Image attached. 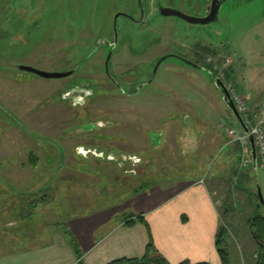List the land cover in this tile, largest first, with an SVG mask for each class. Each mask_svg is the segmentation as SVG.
Returning <instances> with one entry per match:
<instances>
[{
    "label": "rangeland",
    "instance_id": "1",
    "mask_svg": "<svg viewBox=\"0 0 264 264\" xmlns=\"http://www.w3.org/2000/svg\"><path fill=\"white\" fill-rule=\"evenodd\" d=\"M210 1L143 0L144 23L119 18L111 71L127 75L139 68L135 75L140 77L156 67L158 57L172 55L161 63L152 84L124 98L111 93L114 87L103 68L109 47L104 46L114 39L119 12L139 16L138 0H0V246L22 241L33 226H45L46 232L69 219L116 207L139 189L217 176L224 181L218 208L232 264L254 262L258 245L249 219L264 214L258 190L264 198V167H241L243 147L229 132H244L215 80H224L246 100L252 109L249 118L256 122L264 104V0H220L217 21L206 25L159 12L168 8L204 19ZM32 22L39 27L29 36L26 28ZM96 46L101 49L96 56L82 61ZM178 57L209 64L208 72ZM76 60L78 73L63 79L14 68L69 72ZM95 83L107 93L87 103L84 99L85 109L76 106V99L64 98L72 88L91 93ZM139 84L129 82L124 90L130 93ZM213 129L218 134L207 137ZM226 137L237 164L231 176L230 168L220 166L229 155ZM77 146L95 149L104 158L89 156L82 148L78 153L85 158L76 156ZM128 154L140 164L117 163ZM109 155L116 162L107 161ZM65 156L68 165L48 163ZM21 163L32 166L19 169Z\"/></svg>",
    "mask_w": 264,
    "mask_h": 264
},
{
    "label": "crops",
    "instance_id": "2",
    "mask_svg": "<svg viewBox=\"0 0 264 264\" xmlns=\"http://www.w3.org/2000/svg\"><path fill=\"white\" fill-rule=\"evenodd\" d=\"M217 134L213 129L206 136ZM225 140L229 155L220 166L230 168L231 176L237 164L229 137ZM26 166L18 165L19 169L32 165ZM220 185L224 181L217 176L209 181L182 178L132 193L116 207L69 219L46 232L45 226H33L23 242L17 238L15 244L0 246V264H111L141 259L150 235L169 264H221L216 249L218 231L224 226L218 208L223 198Z\"/></svg>",
    "mask_w": 264,
    "mask_h": 264
},
{
    "label": "flooded vegetation",
    "instance_id": "3",
    "mask_svg": "<svg viewBox=\"0 0 264 264\" xmlns=\"http://www.w3.org/2000/svg\"><path fill=\"white\" fill-rule=\"evenodd\" d=\"M222 1V0H221ZM138 10H139V16H136V15H132V14H126V13H118V14H123L122 16H120V17H126V18H128V19H130V20H132L133 22H135V23H144V21H145V15H146V11H145V8H144V6H143V0H141V4L139 3V0H138ZM212 4V0L210 1V3H209V5H211ZM209 5H208V13L210 12V7H209ZM161 9H164V8H161ZM161 9H160V14H161ZM162 15V14H161ZM119 17V18H120ZM206 18V17H205ZM196 19V18H195ZM119 20V19H118ZM114 22H115V19H114ZM113 22V23H114ZM210 24V23H209ZM202 25V24H201ZM204 25H206V24H204ZM113 31H114V33H113V37H114V39L113 40H109V39H107L106 40V43H105V49L107 48V47H109V51H108V56H107V59H105V64H104V66H103V68L105 69V72H104V74H105V76H106V78H107V81H108V84H110L111 86H113L114 87V90L111 92V93H116V92H118L122 97H124V98H133L134 97V95H136V94H138L139 92H141L142 91V89L144 88V86H145V84H152L154 81H155V79H156V76H155V74H156V72H157V70H158V68H159V66L161 65V63L167 58V57H169V56H172V55H170V54H167V55H164V56H161V57H158L157 58V60H155V62L156 61H158L159 60V62L157 63V65H156V67H155V65L153 64L152 66H153V69H151V71H147V72H145V73H142L141 74V76L139 77V76H137V75H135V72L137 71V69H139V68H137L136 70H134V71H129V74H122V75H118L117 74V72L115 71V69H113L112 71H111V63L113 64V66H114V58L116 57V48H115V46L118 44V37H119V35H118V37H117V39H116V33H115V28H114V25H113ZM97 48H99L98 49V51H97ZM101 49H100V47H95L91 52H90V54H88L87 56H86V54L85 55H83V56H86L85 57V59L84 60H82V59H78V60H82V61H86L85 63H89L95 56H96V53L97 52H99ZM131 52V51H130ZM131 54H133V53H131ZM134 55V54H133ZM69 56V55H68ZM115 56V57H114ZM132 56V55H131ZM134 56H136L137 57V54H135ZM177 57V56H176ZM110 58V59H109ZM181 61H184V62H186V61H188V60H186V59H188L187 57H184V58H186V59H184V58H181V57H178ZM108 59H109V62H108ZM184 59V60H183ZM186 60V61H185ZM108 62V63H107ZM155 62H153V63H155ZM187 63V62H186ZM191 63V64H190ZM84 64V63H83ZM187 64H189L190 66H193V67H196V68H198V69H201V70H204V71H207L208 72V70L206 69V66H210L209 64L207 65L206 63H204V64H199L197 61H194V62H192V61H190L189 60V62L187 63ZM20 66H27V65H18V66H14V68L15 69H18V70H20L19 69V67ZM30 67V66H29ZM70 68H71V70L69 71V72H53V73H68L69 75L68 76H66V77H64V78H69V77H71V76H75L77 73H78V71H79V67H78V65H77V60L76 61H74V63L70 66ZM154 68H155V71H154ZM21 71V70H20ZM22 72H24V71H22ZM210 72V74L212 75L213 73L211 72V71H209ZM25 73H29V72H25ZM30 74H33V73H30ZM33 75H36V74H33ZM36 76H38V75H36ZM133 77V78H135L134 80H128V81H125L124 80V78H126V77ZM39 77V76H38ZM58 79H63V78H58ZM117 79H121L122 81H118ZM217 79H220V78H217ZM216 79V80H217ZM95 80V79H94ZM139 81L140 82V84L138 85L140 88L138 89L137 87H135V89H137V90H133L132 92H130V93H127L124 89H125V85H127V84H129V82H132V81ZM215 80V81H216ZM220 80H222V79H220ZM97 81V80H96ZM223 82H224V80H222ZM98 82V81H97ZM224 84L226 85V83L224 82ZM227 86V85H226ZM93 90H91L92 92L90 93V91H88L89 89H82V88H80V89H77V88H72V89H70L69 91H67L65 94H64V98H67V99H71L72 101H74L75 99V101L77 102V107H82V108H84L85 109V105H86V103L88 102V101H90V100H93V97H101L102 95H105L106 93H107V91L106 90H104V89H102L101 88V86L98 84V83H95V85H93ZM227 88H228V86H227ZM134 89V88H133ZM229 89V88H228ZM89 93V94H88ZM124 93H126V94H124ZM76 95H79V96H76ZM81 95V96H80ZM76 97V98H74V97ZM86 100V103L85 102H83V100ZM85 113L88 115V113L85 111ZM99 122H102V121H97L96 122V124H98ZM96 126V125H95ZM96 127H98V128H101V129H105L106 128V126L105 127H103V126H96ZM160 135H163V133H161ZM65 137H67V136H65ZM68 138V137H67ZM52 139V138H51ZM62 139H64V138H62ZM52 140H54V141H56L55 139H52ZM58 144L63 148V150L65 151V148H64V146L61 144V140H59L58 141ZM158 146V145H157ZM78 148L76 149V147H75V149L76 150H74L75 151V154H76V156H81V157H83V158H85L84 156H83V154H81V153H78V149H83V147H81V146H77ZM129 149L130 148H132V146H129L128 147ZM131 150V149H130ZM83 151L84 152H86V153H88V155L90 156H94L96 159H102V158H104V154L103 153H97L96 151H95V149L94 150H91V149H83ZM129 150H127V152H128ZM84 152H82V153H84ZM126 152V153H127ZM129 152H131V151H129ZM89 156H87V157H89ZM36 158V157H35ZM125 159V161H123V162H121V161H117V163L119 164V165H124V164H132L133 166H137L138 164H140V162H141V160L140 159H137L136 157L135 158H133V156L131 155V154H128V155H126V157L124 158ZM106 160L107 161H109V162H116V160H114V159H111V156L109 155V156H107V158H106ZM136 160H140L139 161V163L136 161ZM54 162H59L60 164H64V165H68V163H67V161H66V156H65V158H64V160H61V161H57V160H54V159H52V158H50V159H48V163H54ZM33 163H35L36 165L39 163L37 160L36 161H33L31 164L33 165ZM34 166V165H33ZM35 167V166H34Z\"/></svg>",
    "mask_w": 264,
    "mask_h": 264
},
{
    "label": "water",
    "instance_id": "4",
    "mask_svg": "<svg viewBox=\"0 0 264 264\" xmlns=\"http://www.w3.org/2000/svg\"><path fill=\"white\" fill-rule=\"evenodd\" d=\"M139 3L141 4V0H139ZM222 6V2L220 0H212V4L209 5L210 7V12L208 13L207 17L204 19H195V18H191L188 17L186 15H184L181 12L178 11H174L168 8H164L161 9V14L164 17H178L181 18L185 21H187L188 23L191 24H209V23H213L216 22L218 19V13L220 11V8ZM123 14H117L115 16V22H114V28H115V33H116V39L118 37V30H117V22L120 16H122ZM110 59V58H109ZM108 59V62H109ZM184 60V59H183ZM186 61V60H185ZM107 62V63H108ZM187 63L189 61H186ZM191 64V63H190ZM19 69L21 71L24 72H29V73H33L38 75L39 77L45 78V79H58V78H64L66 76H68V73H51V72H45L33 67H29V66H20ZM216 86L218 87V89L221 91V93L223 94V99L224 102L227 104L229 110L232 112L233 116L236 118V120L238 121L239 125L241 126V129L243 130V132L245 134H249V128L246 125L244 119L242 118V116L239 114L232 98L230 95V92L227 88V86L224 84V82L220 79L216 80ZM249 142H250V146L252 149V157H253V169H257L258 168V160H257V151H256V146L254 143V139L252 137L249 138ZM259 190V199H260V203L261 205L264 207V198L262 195V192L260 189Z\"/></svg>",
    "mask_w": 264,
    "mask_h": 264
},
{
    "label": "trees",
    "instance_id": "5",
    "mask_svg": "<svg viewBox=\"0 0 264 264\" xmlns=\"http://www.w3.org/2000/svg\"><path fill=\"white\" fill-rule=\"evenodd\" d=\"M38 27L39 26L37 25V23L28 25V27L26 28L27 34H29V36H32L31 34H35L33 32ZM3 38L6 39L7 37H3ZM140 190L142 189L136 190V192ZM259 206L262 207L261 203L259 204ZM139 221L144 222L142 218H140ZM132 223H133V220L128 222L129 225H132ZM249 226L253 234L252 236L258 245L256 264H264V214L263 215L257 214L254 217L250 218ZM66 233L70 235L69 231H66ZM226 234H227V229L224 226H222L219 229L217 237H216V249L220 257L221 264H232L231 258H230V255H229V252L226 246ZM111 264H169V263L162 255H160L157 252L153 239L150 235V243L147 247L146 254L144 255L143 258L141 259H122V260L112 262Z\"/></svg>",
    "mask_w": 264,
    "mask_h": 264
},
{
    "label": "built area",
    "instance_id": "6",
    "mask_svg": "<svg viewBox=\"0 0 264 264\" xmlns=\"http://www.w3.org/2000/svg\"><path fill=\"white\" fill-rule=\"evenodd\" d=\"M230 93L239 114L243 117L249 128V134H244L243 136L236 134L234 130L229 132V135L233 138V141L240 142L243 147V152L239 160L241 167L245 168L253 165L252 150H248V146L250 145V137L254 139L258 164L260 167H264V104H262V106L259 108L257 120L253 123L251 118H249V115L252 114V109L246 100L237 95L233 90H230Z\"/></svg>",
    "mask_w": 264,
    "mask_h": 264
}]
</instances>
